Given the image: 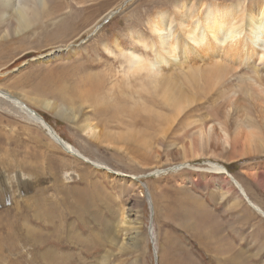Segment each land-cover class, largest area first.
Masks as SVG:
<instances>
[{
	"label": "rangeland",
	"instance_id": "374dc122",
	"mask_svg": "<svg viewBox=\"0 0 264 264\" xmlns=\"http://www.w3.org/2000/svg\"><path fill=\"white\" fill-rule=\"evenodd\" d=\"M178 1L263 0H51L50 6L46 0L44 10L60 12L43 23L16 33L13 7L7 35V23H0V92L36 112L86 159L65 153L0 96V264H264V227L230 242L222 227L234 215L221 210L238 202L246 209L248 202L225 176L205 171L208 161L221 165L264 210V149L243 152L251 115L239 79L251 75L252 64L234 71L222 91L231 90L241 107L226 116L223 149H198L191 141L198 127L216 126L227 106L211 96L167 120L165 106L149 105L142 89L133 95L124 76L119 51L153 58L149 18L159 9L171 13ZM173 68L167 71H179ZM254 100L264 142V105ZM86 126L102 141H90ZM180 148L196 153L187 156L189 168L171 170L186 161ZM40 213L43 219L32 218ZM39 236L41 244L33 241Z\"/></svg>",
	"mask_w": 264,
	"mask_h": 264
},
{
	"label": "bare ground",
	"instance_id": "6f19581e",
	"mask_svg": "<svg viewBox=\"0 0 264 264\" xmlns=\"http://www.w3.org/2000/svg\"><path fill=\"white\" fill-rule=\"evenodd\" d=\"M47 1L50 6L51 0ZM44 5L47 6L46 0H0V23H7L6 27L8 28L4 30V35H7L13 26L12 20H9L12 7L14 13L11 16L14 19L15 32L19 33L20 30H29L33 25L43 23L44 20H48L60 12L56 8L50 9V7L48 10L47 7L44 10ZM109 17L111 14H108L105 19ZM148 25L151 38L146 42L151 44L148 48L154 54L153 58L146 59L130 51H119V56L126 68L124 76L132 80L133 95L137 93L135 88L146 91L151 95L148 101L149 105H164L168 110L170 116L167 120L177 118L195 101L213 96L212 101L214 103H220L222 108L227 106L229 109L222 114L224 118L216 126L198 127L195 134L196 138L191 142L198 149L213 146L223 149L229 144L226 116L237 112L241 107L237 105L238 108H235L236 105L231 100L233 97L230 93L231 90L228 95L223 94L222 91L226 81L234 71L244 65L252 64L249 68L251 75H244L239 79L247 101L245 111L251 115L248 124L250 131H248L247 140L243 144V152L260 153L264 149V142L261 139L263 137L262 124L253 105L255 104V97L259 98L261 106L264 105V0L247 6L217 1L201 4H193L191 1H178L174 4V10L171 13H168L166 9L154 11L149 18ZM136 40L140 43L145 42L140 37H136ZM116 47L118 48L117 45ZM104 49L107 50L106 47ZM175 66L178 68V72L169 73L167 71L168 67L173 68ZM177 68L173 69L176 71ZM0 96L14 104L23 114H27L29 121L37 123L51 137L50 132L42 125L32 110L27 107L24 108L23 103L13 97L11 98L4 92H0ZM259 114H263L262 119H264V110L259 109ZM235 125L237 131L239 125L238 123ZM84 130L85 136L90 141H102L101 135L96 129L86 126ZM53 142L55 141L53 140ZM63 145H67L72 155L76 153L82 160H86L69 144L63 142ZM178 153L186 161L181 162L183 164L179 163L171 170L189 168L187 156L190 157L191 154L193 156L196 152L189 150L184 152L180 148ZM93 165V167L101 169L100 166ZM205 165L206 172L225 176L238 190V194L246 199L248 205L254 206L247 200L241 185L231 177L224 167L211 161ZM161 173H155V176ZM74 196L81 195L76 193ZM81 199H79V203ZM24 205L27 207L26 209L32 211V206L28 202ZM255 209L260 211L264 217V211L256 207ZM27 216L29 217V215ZM42 216L43 214L40 213L33 215L32 218L43 219ZM26 228V233H34L33 227L32 229ZM41 239L42 237L39 236L33 241L41 244L43 242ZM47 253L49 252L45 254Z\"/></svg>",
	"mask_w": 264,
	"mask_h": 264
},
{
	"label": "crops",
	"instance_id": "0c3cea01",
	"mask_svg": "<svg viewBox=\"0 0 264 264\" xmlns=\"http://www.w3.org/2000/svg\"><path fill=\"white\" fill-rule=\"evenodd\" d=\"M237 197V196H236ZM250 200V199H249ZM250 202L258 209L263 210L262 206L260 205L259 202H255L250 200ZM243 204V203H242ZM231 205V206H230ZM232 204H227L226 206H223L222 208V214H232L233 219H227L222 227L223 233H227L231 234L227 237V239L232 242L234 240V238L237 239L236 234L238 233L239 235H242L243 232H250V235H252L253 237V232H257L259 230L262 229V227H264V217L260 214V211H257L255 209L254 206H249L247 207V204H243L245 206L246 209H241L240 206H242L239 202L238 205L235 206L234 208L232 207ZM234 209V210H233ZM261 216L262 218H260L259 216ZM237 216H243L242 221L236 222V217ZM247 220V222H245ZM243 222V223H242ZM238 223H242V224H238ZM233 225L235 226H241L242 227V231H239L236 227H233ZM246 230V231H245ZM233 237V238H230Z\"/></svg>",
	"mask_w": 264,
	"mask_h": 264
},
{
	"label": "water",
	"instance_id": "95a60500",
	"mask_svg": "<svg viewBox=\"0 0 264 264\" xmlns=\"http://www.w3.org/2000/svg\"><path fill=\"white\" fill-rule=\"evenodd\" d=\"M33 114L41 121L42 125L47 129V131L50 132V134L52 135L53 137V140L56 142V144H59L62 148V150H64L65 152L67 153H71L70 152V149L67 147V145H63V142L59 139V137L54 133V131L45 123L43 122L41 119H40V116L35 113L33 111Z\"/></svg>",
	"mask_w": 264,
	"mask_h": 264
}]
</instances>
